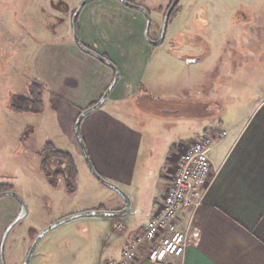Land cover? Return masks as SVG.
I'll return each instance as SVG.
<instances>
[{
  "label": "rangeland",
  "instance_id": "rangeland-1",
  "mask_svg": "<svg viewBox=\"0 0 264 264\" xmlns=\"http://www.w3.org/2000/svg\"><path fill=\"white\" fill-rule=\"evenodd\" d=\"M82 1L0 0V184L7 188L3 191L17 193L27 208L26 215L6 236L3 264H22L39 232L64 217L95 210L100 203L106 207L101 210L116 211L109 208L119 194L92 173L73 130L79 109L103 93L105 86L98 92L103 82V70L111 79L106 81L107 85L114 76L108 65L83 52L74 41L71 16ZM101 1L106 2L90 0L85 3L76 24L83 11L92 15L93 10L88 8ZM133 1L148 10L149 37H156L169 0ZM251 3V0H179L181 12L168 21L164 43L143 54L139 91L128 102L112 103L109 98L101 109L85 115L98 114L102 110L111 113L112 107L116 106V111L112 112L116 119L143 134V144L154 156L145 158L144 167L139 162L132 169L139 179L154 185L160 172L156 164L162 163L172 142L196 139V128L206 127V120H209V129L218 126L219 122L224 128H237L235 126L241 124L264 97V28L260 33L262 37L258 38L260 42H256L252 37L256 38L257 32H250V25L260 21L256 22L252 17ZM129 10L132 15L123 16V20L131 23L135 18L141 20L145 36L143 14ZM115 19L109 17L104 22L109 25ZM96 33L94 31V35ZM65 38L74 44L76 52L85 54L90 61L86 62L87 59H80L78 55L74 58L68 53L70 47L65 45ZM238 38L240 44L236 42ZM204 41L212 46V53L210 58L202 60L201 52L207 49ZM241 45L243 52L237 51ZM251 45L260 49L255 59L246 51ZM232 48L236 54L228 55ZM181 54L183 58L199 55L201 60L187 63L182 57H175ZM112 59L121 82L122 66L118 64L121 58ZM213 69L218 73H211ZM72 76L80 81V90L69 88ZM34 78L45 86L43 112L15 111L11 107L13 96L27 95L29 83ZM205 84L209 86L207 89H204ZM94 88L98 89V94H94ZM88 118L80 122L81 139ZM46 142L73 157L77 168L74 190L69 191L61 177L45 176L40 162ZM84 146L86 149V143ZM86 152L99 177L122 192L133 193L134 188L128 189L122 184L120 174L117 179L101 176L88 149ZM148 183L146 188L150 186ZM18 204L12 196L0 197V242L7 225L18 214L14 213V208L20 209ZM82 206L86 210H81ZM132 206L131 203L129 211L122 216L127 224L130 223V228L139 227L146 221V216L141 212L135 216ZM96 218L109 216L76 217L50 229L39 240L28 264H93L97 247L107 239L103 233L107 232V223H100ZM83 220L96 221L80 223Z\"/></svg>",
  "mask_w": 264,
  "mask_h": 264
},
{
  "label": "crops",
  "instance_id": "crops-1",
  "mask_svg": "<svg viewBox=\"0 0 264 264\" xmlns=\"http://www.w3.org/2000/svg\"><path fill=\"white\" fill-rule=\"evenodd\" d=\"M251 1L252 17L260 23H251L250 32L256 30V38H252L260 42L258 38L262 37L260 33L264 28L262 23L264 0ZM90 9L93 10L92 15H89V11H83L77 21L81 42L98 54L106 56L112 63L114 62L112 57L121 58L118 64L122 66V80L119 82L120 78L118 79L106 100L110 98L112 103L128 102L129 98L140 89L139 74L143 69V54L151 49L142 34L141 20L135 18L133 23L126 19L124 21L123 16L127 18L130 14L132 15V12L119 0L97 2L88 8ZM66 11L68 15L70 13L68 8ZM119 15H121L120 18ZM109 17L117 19L108 25L104 21ZM94 31H97L95 35ZM236 42L240 44L241 40L238 38ZM65 45L70 47L68 53L74 58L78 55L80 59L90 61L85 54L76 52L70 39L65 38ZM243 50L241 45L237 51L243 52ZM237 51L232 48L228 55H235ZM246 51L255 59L260 49L256 50L251 45ZM211 53L212 46L206 58H210ZM52 57L55 58L56 55L53 54ZM238 69L241 72L240 66ZM213 71L214 69L211 73H218V70ZM102 73L103 82L98 87L99 90L94 88V94H98L97 90L101 92L104 86L106 89L108 86L106 81L111 80L104 70ZM76 78L72 76L68 83L69 88L75 91L80 90V81ZM205 86L204 89L209 87L208 84ZM100 95L99 93L98 97L91 99L90 102L97 100ZM115 107H112V112L116 111ZM102 111L84 117V119L89 117L82 129L83 142L87 145L86 150L88 149L90 159L101 176L117 179V174H120L122 184L128 189L134 188L133 193L125 189L124 192L131 198L134 215L137 216L141 212L146 216V221L141 226L135 225L131 228L130 223L127 224L123 216L96 218L100 223H107V232L103 231L107 239L102 240L97 247L93 264H115L119 261L128 241L142 233L147 221L161 207L177 160L195 139L175 141L167 147L162 163L156 164L160 167L158 180L151 185L147 180L139 179L132 171L139 162L144 167L147 156L150 159L154 156L145 148L143 134L120 122L112 112ZM206 121L208 122L206 127L196 128L194 138L208 133L223 132L224 134L206 147L214 173L201 205L192 215V231L188 245L181 255L168 256L160 262L148 260L145 245H142L133 264H264V97L257 102L242 123L235 126L237 128L229 126L227 129L219 122L218 126L209 129V120ZM147 152L150 153L147 155ZM155 154L158 156V152ZM147 183L150 186L146 188ZM112 204L109 210H119L124 206L120 197L115 198ZM80 208L86 210L84 206ZM105 208L100 203L95 210ZM18 209L14 208L15 214L18 213ZM188 218L187 211L180 212L179 226L186 223ZM90 221L96 220H83L80 223Z\"/></svg>",
  "mask_w": 264,
  "mask_h": 264
},
{
  "label": "built area",
  "instance_id": "built-area-1",
  "mask_svg": "<svg viewBox=\"0 0 264 264\" xmlns=\"http://www.w3.org/2000/svg\"><path fill=\"white\" fill-rule=\"evenodd\" d=\"M223 134H203L180 154L161 207L147 221L142 233L128 241L115 264H133L142 245L147 259L154 262L184 252L192 231V215L201 205L214 173L206 147ZM182 211H187L189 218L179 226L178 215Z\"/></svg>",
  "mask_w": 264,
  "mask_h": 264
},
{
  "label": "water",
  "instance_id": "water-1",
  "mask_svg": "<svg viewBox=\"0 0 264 264\" xmlns=\"http://www.w3.org/2000/svg\"><path fill=\"white\" fill-rule=\"evenodd\" d=\"M88 1H90V0H83L79 4V6L76 8L74 13H73L72 20H71V25H72V32H73L74 40H75L76 44L79 46V48L82 49L84 52L90 54L91 56L95 57L96 59H98L102 63L108 65L112 69L114 76H113V79L110 82V84L107 86V88L103 92L102 96L99 98V100L95 104H93L92 106H90V107L86 108L85 110H83L78 115V117L76 118V120L74 122L73 130H74V134H75L76 138L78 139V141H79V143L81 145V148H82V150H83V152L85 154L86 161L88 162L89 168L92 171V173L98 178V180H100L102 183H104L108 187L114 189L119 194V196L121 197V199L124 202V206L121 209L116 210V211L90 210V211H86V212H83V213H77V214H73V215L64 217V218H62V219H60V220L48 225L46 228H44L43 230H41L39 232V234L35 238L32 246L30 247V249H29V251L27 253V256H26V258H25V260H24V262L22 264H28L29 263L30 258L32 257L33 251H34L35 247L37 246L39 240L42 238V236L46 232H48L50 229L56 227L57 225H60V224H62L64 222H66V221H68L70 219L76 218V217L88 216V215L122 216V215L126 214L129 211L130 206H131V200H130V197L128 195H126L124 192H122L115 185L105 181L103 178L99 177L96 174V172L94 171V169H93V167L91 165V162L88 159L87 152H86L83 140L81 139V136H80V133H79V125H80L81 120L84 118V116L86 114H88V113L100 108L103 105V103L105 102L110 90L113 88V86L115 85V83H116V81L118 79V70H117L116 66L108 58L98 54L97 52H95L91 48L85 47L80 41L76 20H77V17H78V14H79L81 8ZM119 1H121L122 3L126 4L127 6H129L131 8L138 9V10H140V11H142L144 13V15L146 17L145 36H146L147 40L152 45H157V44H159L162 41V38L164 37L165 31H166V27H167V22H168L171 10H172V8L174 7V5L176 4V2L178 0H174L171 3L170 7L168 8L167 12L165 13L164 18H163V22H162L160 38L156 42L155 41H151L149 36H148L150 18H149V15H148L146 9L144 7H142V6L134 5V4H132V3L128 2V1H126V0H119ZM2 196H12L13 198H15L17 200V202L19 203V205H20V209H19L18 214L7 225L5 231H4L3 235H2L1 242H0V264H3V257H2V255H3V247H4V242H5V239H6V236H7L8 232H9V230L11 229V227L18 220L23 218L26 215V213H27L26 205H25L24 201L22 200V198L17 193H15L14 191H2V192H0V197H2Z\"/></svg>",
  "mask_w": 264,
  "mask_h": 264
},
{
  "label": "trees",
  "instance_id": "trees-1",
  "mask_svg": "<svg viewBox=\"0 0 264 264\" xmlns=\"http://www.w3.org/2000/svg\"><path fill=\"white\" fill-rule=\"evenodd\" d=\"M180 10H181L180 8L176 9L173 12V14H171L169 20H172V17L176 16L180 12ZM44 90H45V86L43 82H41L36 78L32 79L28 86V94L14 95L11 107L15 111H20V112H29L33 114L42 113L44 110V100H43ZM99 98L97 100H94L93 102H90L89 105L85 106L84 108H80L76 118L83 110L95 104L99 100ZM42 154L44 155V157H43V161H41V164H42V169L45 172V176L50 178V176H48L47 174V171L45 170L48 163L50 161H60L63 164L66 173L64 176V180L66 182L65 186L69 191L74 190L76 177H77V168L73 157L67 152L56 149L54 145L50 142L45 143L42 150ZM1 186L3 185L0 184V192H2L3 190H7V188H2Z\"/></svg>",
  "mask_w": 264,
  "mask_h": 264
},
{
  "label": "flooded vegetation",
  "instance_id": "flooded-vegetation-1",
  "mask_svg": "<svg viewBox=\"0 0 264 264\" xmlns=\"http://www.w3.org/2000/svg\"><path fill=\"white\" fill-rule=\"evenodd\" d=\"M126 1H128V2H130V3H132V4H134V5H137V6H142L141 4H139V3H136V2H134L133 0H126ZM174 0H169L168 2H167V7H166V9L164 10V12H163V18H164V15H165V13L167 12V10H168V8L170 7V5H171V3L173 2ZM121 2V1H120ZM178 2H179V0L176 2V4L174 5V7L172 8V10H171V13H170V16H171V14H173V12L176 10V9H178V8H180L179 6H178ZM122 3V2H121ZM122 4H124V3H122ZM125 6H127L126 4H124ZM128 8H131V7H129V6H127ZM142 7H144V6H142ZM131 9H134V8H131ZM135 10H137L138 12H141L142 14H143V16H144V19H145V25H146V17H145V15H144V13L142 12V11H140V10H138V9H135ZM75 11V10H74ZM146 11H147V13H148V10L146 9ZM180 12H181V10H180ZM179 12V13H180ZM74 13V12H73ZM179 13L177 14V15H179ZM177 15L176 16H174V17H177ZM73 16V15H72ZM170 16H169V18H170ZM174 17H172V19L174 18ZM168 21H171V20H169L168 19ZM162 22H163V20H162ZM167 24H168V22H167ZM149 27H150V25H149ZM161 27H162V24H161ZM161 27H160V30H159V33L157 34V36L156 37H154V38H150V40L151 41H158L159 40V38H160V33H161ZM167 28V27H166ZM166 32V31H165ZM144 33H145V29H144ZM148 36H149V29H148ZM146 37V36H145ZM146 39V42L148 43V45L150 46V48H151V50L153 51L154 49H156L157 47H159V46H161L163 43H164V40H165V34H164V37L162 38V41L159 43V44H157V45H152L148 40H147V38H145ZM205 42V41H204ZM205 44V46H207V49L205 50V51H202L201 52V54H203V57L201 58L202 60L205 58V57H207L208 56V53H209V50H210V44L208 43H204ZM175 57L176 58H181L182 57V54L180 55V56H176L175 55ZM199 55H196V56H194V58H192V57H186V58H183V59H185L186 61H187V63H191V62H195V61H199V60H201V59H199ZM215 68H217V67H215ZM214 68V69H215ZM102 96V95H101ZM41 163V162H40ZM50 167H53L52 168V171H49V168ZM45 170L47 171V174H48V176H50V178L51 177H53V178H59V177H61L62 179H64V176H65V170H64V166H63V164L60 162V161H50L49 163H48V165H47V167L45 168Z\"/></svg>",
  "mask_w": 264,
  "mask_h": 264
}]
</instances>
